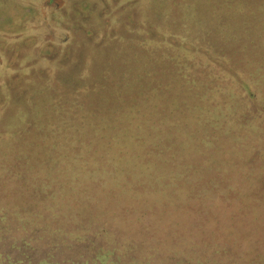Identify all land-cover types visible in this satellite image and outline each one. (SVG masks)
<instances>
[{"label": "rangeland", "instance_id": "obj_1", "mask_svg": "<svg viewBox=\"0 0 264 264\" xmlns=\"http://www.w3.org/2000/svg\"><path fill=\"white\" fill-rule=\"evenodd\" d=\"M35 4L39 13L28 17L26 27H47L49 31L52 22L44 14L43 5ZM165 5L173 9L170 17H175L169 18V22L174 29L170 24L160 26L165 33L155 28L163 39L146 40L143 45L151 49L154 45H166L163 50L155 49L158 61L175 47L191 53V59L186 61L190 68L178 63L172 66L178 67L181 81H171V69L163 62L157 64L156 56L154 61L143 56L136 60L129 57L134 47L143 50L142 55L149 52V47L133 43L136 30L131 28H127L130 38L119 36L122 43L115 54L121 60L117 58L111 66L116 67L117 75L107 79L110 83L115 78L127 84L150 82L151 90L142 91L148 93L150 106H154V122L152 130L144 131L147 137L154 133V147L167 149L176 142L173 134H160L159 127L165 121L155 117L162 113L167 116L170 111H176L178 116L185 108L193 117L198 99L203 96L197 88L200 82L204 95L207 94L206 106L208 100H213L216 105L210 106L220 110L227 96L234 98L232 90L237 89L238 81L254 83L255 87L250 89L256 96L250 94L244 101L251 103L248 111L264 115V106L260 109L255 102L264 98V0H168ZM160 13L164 20L166 13ZM154 14V22L160 23ZM144 28H138V34L144 33ZM79 36L84 40L86 33ZM43 38L55 40L53 45L61 41L50 32ZM26 42L33 50L39 39ZM190 42H194L191 47ZM199 44L201 48L207 47L200 51L203 57L197 53ZM72 54L68 56L69 62H79V68L84 67V58ZM170 60L173 61L172 56ZM102 63L92 66L90 85L80 93L75 89L82 83L77 64L70 65L69 70H58L61 76L55 77L53 73L48 83L60 90L56 95L49 87L51 93L41 97L43 107L48 109L46 117L51 118L41 122L55 125L65 121L64 124L75 126L72 135L92 131L102 140L106 128L118 122H112L113 116L121 115L126 105L132 107L135 96L128 91L123 99L115 91L118 86L110 84L109 89L113 88L116 95L111 93L105 102L102 92L94 90L103 77ZM63 77L68 79L65 84L61 82ZM76 80L77 86L71 84ZM92 90L95 92L87 94ZM175 95L183 96L184 106L180 103L166 107V101ZM135 105L136 112H144L140 102ZM232 108L245 113L240 105ZM12 114L8 109L0 119V264H264V126L259 127L262 133L238 129L233 141L240 145L235 146L239 152L231 157L220 152L188 153L185 149L165 162L139 151L141 156L136 153V163L132 156L121 158L129 163L124 165L117 162V150L107 146V151L98 153V157L86 152L79 158L41 156L42 161L38 162V155L32 156L38 154L36 145L29 147L18 142L19 136L6 135L10 126L6 121ZM254 115L253 124L258 122ZM230 122L233 127L239 125L238 119ZM138 126L128 128L124 124L122 130L132 131ZM195 136L189 148L206 138L199 132ZM104 155H111V160ZM31 161L41 163L32 173ZM106 162L112 163V167L104 174L99 166ZM235 165L241 168L235 170ZM43 197L50 202L43 205Z\"/></svg>", "mask_w": 264, "mask_h": 264}, {"label": "flooded vegetation", "instance_id": "obj_2", "mask_svg": "<svg viewBox=\"0 0 264 264\" xmlns=\"http://www.w3.org/2000/svg\"><path fill=\"white\" fill-rule=\"evenodd\" d=\"M167 1L146 0L147 4L145 5V0H0V119L3 112H6L8 109L13 111V114L6 121L7 124L10 125L9 131L6 135L10 134V136H19L18 142L23 141L21 143H24L29 147L31 144L36 145L38 154L32 153V156L38 155L36 156L38 159H40L41 156V159H49L53 156L62 159H67L68 157L79 158L81 155L84 156V153L86 152L95 154V156L98 157V153L107 151V146H111V150H117L118 156L120 157L117 159V162L124 165L125 163H129L127 159L121 158H128L129 156H132L131 158L133 159V162L136 163V159H138L137 155L141 156L139 151L150 153V156H154V159L158 161L161 160L155 157L156 154H161L164 160L166 158H171L173 155L172 148L159 149L157 146L154 147V133L151 132L152 136H149V138L146 136V132L144 131L150 130V127L154 122V106H150V96L148 93L142 91L144 88L151 90L152 86L150 87V82L145 81L140 83L134 81L133 83L127 84L117 78L113 79L114 83H110L107 80L110 76L117 75L116 67L112 68L111 66L112 63L117 60L118 56H120L115 54V51H117L116 49L120 48L118 44L122 43L119 39L120 34H122V36L126 35L130 38L131 31H127V28L136 30L133 33L134 44H138L140 42L143 48L149 47V52L144 55L141 54L143 50L137 49L136 47L132 48V53L129 54L131 55L129 57L133 60H136L137 57L143 56L145 59L154 61V56H156L155 49L160 51L166 47L165 44L160 45L159 48H156V45H154V49H151L150 46L143 45V42L146 40L158 42L159 39H163V35L154 31L155 28L161 29L160 26L162 27L165 24H170L174 29V24L169 22V18L175 16L170 17V14L173 13V9L170 8L169 5V7L165 5ZM35 3L43 5L46 12L44 14L48 15V18L52 22V24H50L51 31H48L47 27H26V24L30 19L28 17L39 13L37 8H34L36 7ZM174 9L177 10L176 8ZM160 12H165V16L168 20L166 18L163 20L164 15ZM154 13L158 15L157 20H159L160 23L154 22ZM136 18H138V21H136ZM71 20H73L72 25H68ZM154 24L159 26L154 27ZM142 27H146L143 29L144 33L141 32L142 34H138V28ZM181 29H183L182 25ZM162 31V33H165L164 30ZM49 32L54 38L61 40H59L60 42L57 45H53V43H56L55 40L51 38H47L48 40L43 38V36ZM84 32L86 33V38L84 40H80L79 33ZM188 33L191 36L193 34L191 32ZM58 34H60V37L57 36ZM28 39H33L34 41L39 39V42L35 43L36 45L33 46V50H31L30 45L26 42ZM191 43L194 42L189 43L190 47ZM46 44L47 46H45ZM197 46H200L198 51L196 50L197 53H199V56L203 57L204 53L202 52L207 50V47L204 45V48H201L202 46L200 44ZM194 47L195 45H193V48ZM184 48L187 51L186 45ZM169 51L170 52L164 53V55L161 56V58L164 57L161 61H158L159 57L156 56V63H164L166 67L171 69L170 75L173 78L171 81H174L180 79V75L178 74V67L173 69V64L178 63L180 67L190 68V65L187 64L189 62L186 61L191 59V57H189L191 53H183L179 47H175L174 50ZM72 53L74 56L77 55L78 57L84 58V67L79 68V62L78 64L69 62L68 56ZM171 56L173 57L172 62L170 60ZM118 59L121 60L120 58ZM102 60L105 64L101 62ZM182 62L183 65H181ZM69 63L73 66L77 64V75H81L82 77L80 78L82 81L80 86L75 87L76 90H79L77 93L84 91L85 87L90 85L88 84V79H90L92 75V66L96 63H102L104 65L103 77L101 82L95 85L94 90L102 92L101 94L104 95L103 97H106L105 102H108V97L112 96L111 93H113V96L116 95V93H114L115 91L119 92V95L123 99L124 97L122 95H126L128 91H133L134 95L139 98L137 99L134 96V98H132L134 104L132 107H128L126 105L124 106L121 115L113 116L114 120L112 122H117V120L118 122L111 124V126L106 128V135H104L102 140H98L97 136H95L92 131H88V133L82 132L80 133V136L79 133L72 135L71 132L74 133L76 130H74L75 126L73 124H64L65 121H61L62 124L55 125H49L48 123L41 122L51 120L50 117H46L48 109L47 107H43L44 104L42 105L41 97L51 93L49 87L54 89L56 95L60 90L55 84V86L53 84H49L48 78L52 77L53 73L55 74V77L56 74L57 76H61L60 74L62 73L58 72V70H69ZM64 66L67 67L64 68ZM63 78L64 80L60 81L65 84V81L68 79L65 77ZM84 81L85 83H83ZM238 82L237 89L232 90L235 92L234 98L227 96L226 99L223 100L225 102L222 104L223 110H221L225 113L229 112L230 114L228 117L231 120H239V125H241L234 127L237 128L233 132L234 136H236L239 130H258V132L262 133L261 128L259 127L264 126V115H262L261 112L254 115V113L248 111V108L250 107L248 104L250 105L251 103L244 101L250 97V92H253L250 87H255V84L250 81ZM71 84L77 86L79 81L76 80L75 83L72 82ZM110 84H114L118 86V88L115 89V91L113 88L109 89ZM201 84L202 83L200 82L197 85V88L198 91L200 90V93L203 94L201 97L204 99L207 94L204 95L202 90L203 88L200 86ZM60 85L62 84L60 83ZM120 88L121 90H119ZM246 89L249 93H246ZM112 90L113 92H110ZM95 91H89L87 94H92ZM251 96H256V93L253 92ZM157 97H159V95H157L156 98ZM201 97L198 99L199 106H197L198 109L193 112L195 113L193 117H190V113L185 112L187 108H185V111H181L182 114L178 116L175 115L176 111L175 113L174 111H170L167 113V116L164 115L163 117L162 111L159 110L162 114L155 117V119L165 121L161 124L162 127H159L160 129H164V131L160 134L165 135L164 133L169 132L170 134H173L174 138L176 136L177 138L180 137V139H174L176 141L175 143L179 144L181 141L184 142L186 140L185 136L190 134L191 131H194L196 128L201 131L204 130V128H211V132L212 130H215L217 133H220L224 132L223 129L226 128L227 125L232 126L230 122L231 120L228 121L227 117L223 119L221 118V122L219 120H216L215 122L206 120L205 118L207 115L201 113L199 107L204 108L202 110L203 112L207 110V114L209 113V115H212L210 114L211 112L219 113L221 110L217 106H210L216 105L213 100H208L207 106L205 107ZM209 97L210 96L208 94L207 98ZM49 98L51 99V96ZM143 98L146 99L144 100ZM137 102H140L141 108H143L144 112L141 111V113H139L134 110L136 107L135 103L137 104ZM255 102L261 105L256 104V106H259L260 109L263 108L262 105L264 106V104L260 101V98L258 100L255 99ZM166 103V107H169L170 105H180L181 102L170 99L169 101H166ZM181 104L184 106L185 103ZM237 105H240L245 113L238 110L235 111V109L232 108ZM162 108L164 107L162 106ZM251 115L258 118V122L253 124L251 122ZM105 118H107V116ZM170 121H173L175 124L170 123ZM259 121L261 122L259 123ZM124 124L128 128H133V126L136 127V124H139V126L137 129H132V131H123L122 127ZM165 124H167V126H165ZM252 124L254 127L250 126ZM87 127L93 129L90 125ZM103 130L105 131V128H103ZM127 134H129V137ZM206 135H208V132H206ZM222 135H224V133H222ZM228 135L231 137L230 132H228ZM122 137H124V140H122ZM23 138L24 140H21ZM221 140L226 141L224 138H221ZM231 140L233 139H230V141ZM239 146L240 145L237 143L236 147ZM172 147L175 148L176 144H173ZM149 150H154V152ZM16 152L18 154L19 151ZM178 153L181 154L183 152ZM145 156L147 157V155H143V157ZM150 156L146 159H150ZM104 157L107 158L108 155H104ZM110 158H112L111 155L107 159L111 160ZM41 159L38 160V162L42 161ZM167 161L169 160H165V162ZM31 162L33 167L30 166V173L34 172V169L37 168L38 165H41V163ZM111 165L112 163L110 162L103 163L99 166V170L106 174L107 170L112 167ZM115 170L118 169L116 168ZM43 202L50 201L43 197L42 203ZM45 204L46 203H43V205Z\"/></svg>", "mask_w": 264, "mask_h": 264}, {"label": "trees", "instance_id": "obj_3", "mask_svg": "<svg viewBox=\"0 0 264 264\" xmlns=\"http://www.w3.org/2000/svg\"><path fill=\"white\" fill-rule=\"evenodd\" d=\"M178 81H181V79H178ZM250 94L252 95L253 92H250ZM182 98H183V96L179 97V95H175L173 97L174 100H178L181 103H182V101H181ZM201 100L204 103V106L206 107V104H205L206 101L203 99V97H201ZM260 101L264 104V98H261ZM237 107H238V105H237ZM196 109H198V107H196ZM203 109L204 108L199 107L200 112L207 115V117L205 119L210 120L211 122L212 121L215 122L216 120H219L221 122V118L223 119L225 117H227L228 121L231 120L228 117V115L230 114L229 112H226V113L222 112V111L219 113L218 112H216V113L211 112L210 114H212V115H209V113L207 114V110H205V112H203L202 111ZM165 126H167V124H165ZM250 126L254 127L253 124ZM210 129L211 128H204V130L201 131L200 129L196 128L195 129V130H197L196 133L199 132L202 135H206V132H208V135H206V138L204 140L198 141V143L195 147L191 146L189 148V146L191 145L190 140H192L194 138V136L196 135L195 130L193 129L194 131H191L190 134H187L185 136L186 140L184 142L181 141L179 144L173 143V144H176V147H175L176 149L173 147H170V148H172V154L174 155V154H178V152H184V150L186 149L188 151V153L192 152V153H197V154H201V155H207V154L212 155V154H214V152H220L223 154H227L229 157H231L232 153L235 152V154H237L239 152L238 148H235L236 143L233 140L230 141V139H233L235 137L233 135V132L236 129L233 126H231V128H228V125H227L226 128L223 129L224 132H220V133L219 132L217 133L215 130H212V132H211ZM159 130L164 131L163 128H161ZM228 132L231 133V137L228 135ZM222 133H224V135H222ZM210 134H214V135H210ZM175 138H177V136ZM221 138L226 139V141L221 140ZM177 139H180V137H178ZM217 139H220V141L218 142ZM222 144H225V145H222ZM262 145H264V144H262ZM155 157L157 159H160V160L163 159V156L161 154H156ZM165 160H169V158H166ZM229 161H223V163H225V162L228 163ZM220 167H222V166H220ZM240 168H241L240 165H235V167H234L235 170L240 169Z\"/></svg>", "mask_w": 264, "mask_h": 264}]
</instances>
